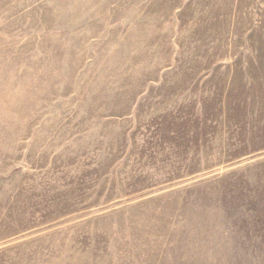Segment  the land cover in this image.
<instances>
[{"label": "rangeland", "instance_id": "rangeland-1", "mask_svg": "<svg viewBox=\"0 0 264 264\" xmlns=\"http://www.w3.org/2000/svg\"><path fill=\"white\" fill-rule=\"evenodd\" d=\"M0 264H264V0H0Z\"/></svg>", "mask_w": 264, "mask_h": 264}]
</instances>
